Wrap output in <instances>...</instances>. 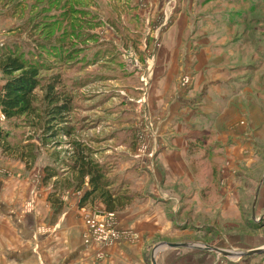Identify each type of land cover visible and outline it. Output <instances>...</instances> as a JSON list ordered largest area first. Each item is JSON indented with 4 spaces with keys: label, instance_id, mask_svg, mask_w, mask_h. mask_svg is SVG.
Instances as JSON below:
<instances>
[{
    "label": "rangeland",
    "instance_id": "obj_1",
    "mask_svg": "<svg viewBox=\"0 0 264 264\" xmlns=\"http://www.w3.org/2000/svg\"><path fill=\"white\" fill-rule=\"evenodd\" d=\"M161 1L164 0H0V52L17 47L31 60L44 62L52 68V71H43L42 75L50 72L61 74L72 98L73 109L68 118L75 128L71 136L46 139L43 143L44 118L34 114L7 120L0 107V126L9 133L10 142L19 145L16 151L3 153L0 150V186L5 183L25 184L31 188L33 186L38 197L46 194L49 197L54 191V182L61 180L62 175L68 172V162L74 153L71 141L75 140L91 146L93 158L109 167L113 190L122 189L123 184L130 183L134 187L139 184L140 176L144 173V166L139 161L144 156L148 157L149 153L154 152L155 155L156 152L155 145L144 142V135L150 131L152 124L153 129L156 126L149 123L148 119L150 114L156 117L153 107L158 110L156 104L166 91L167 83L161 88L155 87L161 78L158 73L152 76L154 51L148 49L147 35L154 38L157 31L153 30L152 24L141 22L136 14L139 11L153 14L160 10V25L165 26L176 16L169 18L170 15L167 19L160 7ZM204 2H211V8L219 6L225 10V15L213 18L212 23L226 30L228 43L226 48L217 34L205 35L204 52L210 53L212 58L221 57L222 60L195 64L199 71L198 80L202 71H209L213 78L219 79L225 75L224 66H227L229 77H235L234 86L243 90L239 98L257 99L259 103L254 109L264 112V0H201L200 3ZM195 5H198L196 0ZM161 32L163 35L167 33L158 31L154 39L156 47L161 44ZM179 64L164 62L157 67L168 73L173 68H183ZM188 81L190 77L184 79L186 85ZM4 82L5 78L0 72V90ZM38 93L41 96V91ZM238 103L232 105L226 115L232 121L239 119L241 125L245 122L249 125L246 116H240L238 110L241 105ZM39 106L43 108L44 105L39 103ZM38 113L43 116L42 111ZM143 122H148V127ZM219 136L221 131L211 128L209 137L203 141L201 139V148L196 149V152L195 148L189 149L190 165L205 168L203 177L209 181L213 193L224 187V169L228 166L227 182L231 180V186L234 187L232 197L236 199L235 204L241 216L233 220L213 213L206 220L211 225L204 227L205 230L197 232L194 237L168 236L161 241V245L169 248V244L193 241L227 252L224 255L214 251H195L199 264H204L203 258L209 259V264H264V253L237 255L264 248V218L258 220L261 215L264 216V204L259 206V197L255 195L256 186L264 184V141L261 145L258 141L255 143L251 158L237 159L236 166L227 159L224 167L225 160L210 154L221 147ZM28 143L34 145L24 147ZM238 146L248 147L249 143L241 141ZM23 152H33L36 159L33 161L28 156L22 158L20 155ZM150 158L153 159V155ZM46 167L54 168L58 176L46 180ZM128 171L132 173L131 178ZM57 187L58 190L62 189L61 184H57ZM70 190L75 192L74 189ZM64 192L57 191L55 196L48 199L53 207L52 216L58 214L54 210L60 202L63 209L65 201L61 198ZM75 193V198L80 199L83 191ZM29 199L34 204L37 201ZM56 199L59 201L55 202ZM91 207L87 206L86 212L96 213ZM86 212L80 214L83 223ZM232 221L236 222L232 224ZM147 248V264H153V248ZM175 257L169 256L165 264H177Z\"/></svg>",
    "mask_w": 264,
    "mask_h": 264
},
{
    "label": "crops",
    "instance_id": "obj_2",
    "mask_svg": "<svg viewBox=\"0 0 264 264\" xmlns=\"http://www.w3.org/2000/svg\"><path fill=\"white\" fill-rule=\"evenodd\" d=\"M194 2L161 1L160 7L167 19L170 15L169 18L176 16L165 26L160 23V10L153 14L150 11L136 14L141 22L152 24L153 30L157 31L154 38L147 35L148 49L154 51L152 76L158 73L161 78L155 87L161 88L166 82L167 88L156 104L158 110L153 107L156 117L150 114L148 119L156 126L153 129L152 124L150 131L144 135V142L155 145V155L154 152L149 153V158L144 156L139 161L144 166L139 184L134 187L128 183L123 187L132 194V201L114 211H107L100 200L90 208L99 214L115 215L116 237L103 243L94 239L85 243L83 236L87 228L80 214L87 207H79L80 199L75 198L76 193L72 190L63 193V209L52 216L53 207L47 194L38 197L33 186L5 183L0 186V264H147L148 246L153 248V264H165L167 258L174 255L177 264H199L194 253L205 250L212 252L205 248L208 245L184 241L176 243L181 244L179 246L164 248L161 241L168 236L194 237L197 232L205 230L204 227L211 225L206 220L213 213H220L225 219H239L241 212L235 204L236 199L232 197L234 187L231 180L227 182L228 166L225 167V164L230 159L236 166L237 159L251 158L257 141L261 145L264 141V112L254 109L259 103L257 99H240L243 90L234 86L235 77H229L227 66H224L225 75L219 79L213 78L209 71H202L198 80L199 71L195 64L222 60L204 52L205 35L217 34L224 47L227 46L228 37L226 30L212 23V19L222 16L225 10L219 6L211 8V2L201 4V0H196L197 6H194ZM163 30L167 33L163 35L161 32L159 35V48L154 46V39L158 31ZM170 48L171 53H168ZM164 62L180 63L183 68H173L167 73V70L157 67ZM189 77V84L186 85L184 79ZM212 96L216 97L213 99ZM213 100L217 101L211 104ZM237 103L241 105L238 110L240 116L245 115L249 125L246 122L241 125L239 119L232 121L227 117L231 106ZM143 123L148 127V122ZM143 123L141 128H144ZM137 127L140 126L137 124ZM211 128L221 131L218 138L221 147L210 154L225 160V184L215 193L209 188V181L203 177L205 168L190 165L188 157L189 149L195 148L196 152L202 147V141L209 137ZM241 141L248 142L249 146H238ZM152 155L153 159L150 158ZM128 174L131 178L132 173L128 171ZM151 175L154 179H151ZM255 195L259 197V206L264 204V184L256 186ZM28 196L37 200L35 204L29 198L25 201ZM263 218L261 215L258 220ZM235 222L232 221V224ZM203 263L209 264V259L203 258Z\"/></svg>",
    "mask_w": 264,
    "mask_h": 264
},
{
    "label": "trees",
    "instance_id": "obj_3",
    "mask_svg": "<svg viewBox=\"0 0 264 264\" xmlns=\"http://www.w3.org/2000/svg\"><path fill=\"white\" fill-rule=\"evenodd\" d=\"M46 45L40 44L39 46ZM46 70L52 71V68L44 62L31 60L24 51L17 47H10L0 52V72L5 78L0 90L1 111L7 120L34 114L41 119L44 118L43 143L46 139L71 136L75 132L68 118L73 109L72 98L67 92L63 78L60 73L56 72L42 75ZM39 91H41V96ZM39 103L44 105L43 108L39 106ZM39 110L42 111L43 116L38 113ZM71 144L74 147V153L71 161L68 162V172L62 175V181L59 179L54 182L56 184L53 186L54 191L48 199L55 196L57 191L62 193L64 190L74 189L75 192L83 191L79 201L80 208L91 206L98 200L106 206L107 211H114L120 206L128 205L133 199L132 194L128 193V189L125 188L112 189L110 179L112 172L105 163L93 158L91 146L77 140L71 141ZM33 145L28 143L24 147L30 148ZM17 149L19 145L12 144L9 133L0 126V150L8 153ZM20 156L22 158L28 156L33 161L36 159L33 152H23ZM46 171V180L58 176L54 168L46 167ZM57 184H61V190H58ZM58 201L55 200V202ZM61 209L62 203L60 202L58 207L55 206V214Z\"/></svg>",
    "mask_w": 264,
    "mask_h": 264
},
{
    "label": "built area",
    "instance_id": "obj_4",
    "mask_svg": "<svg viewBox=\"0 0 264 264\" xmlns=\"http://www.w3.org/2000/svg\"><path fill=\"white\" fill-rule=\"evenodd\" d=\"M86 212V209H83ZM87 233L85 234V243H90L92 239L103 243L116 237L114 232L115 215L113 213H89L84 215Z\"/></svg>",
    "mask_w": 264,
    "mask_h": 264
},
{
    "label": "water",
    "instance_id": "obj_5",
    "mask_svg": "<svg viewBox=\"0 0 264 264\" xmlns=\"http://www.w3.org/2000/svg\"><path fill=\"white\" fill-rule=\"evenodd\" d=\"M179 245H181V244H169L170 247H176V246H179ZM205 248L210 250V251H215L217 253H222V254H226L227 253L224 250H220L218 248H214V247H210V246H205ZM263 253H264V248H258V249L250 250L248 252H242V253H239V254L237 253V255L246 256V255L263 254ZM153 263H155V262H153Z\"/></svg>",
    "mask_w": 264,
    "mask_h": 264
}]
</instances>
